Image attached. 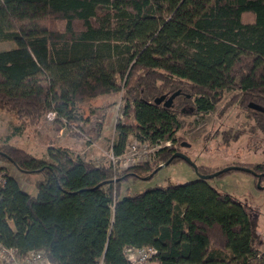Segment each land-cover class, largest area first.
<instances>
[{
  "label": "trees",
  "instance_id": "trees-1",
  "mask_svg": "<svg viewBox=\"0 0 264 264\" xmlns=\"http://www.w3.org/2000/svg\"><path fill=\"white\" fill-rule=\"evenodd\" d=\"M1 40L16 46L0 51V111L22 122L52 112L55 122L71 121L80 103L122 90L126 121L116 125L114 152L123 153L131 137L171 143L153 161L125 168L93 164L62 146L49 147V160L0 146V159L38 177L32 194L5 175L4 245L21 257L41 250L51 264H129L125 249L145 246L156 248L155 264H264L248 209L207 179L122 195L125 183L155 173L189 145L180 117L214 112L225 92V106L246 113L242 125L264 132V111L250 106L264 109V0H0ZM246 130L219 135L230 145ZM227 167L197 169L264 180V162Z\"/></svg>",
  "mask_w": 264,
  "mask_h": 264
},
{
  "label": "rangeland",
  "instance_id": "rangeland-1",
  "mask_svg": "<svg viewBox=\"0 0 264 264\" xmlns=\"http://www.w3.org/2000/svg\"><path fill=\"white\" fill-rule=\"evenodd\" d=\"M15 46L16 43L12 40L0 41V51ZM230 95L231 92H225L223 100L210 114H187L180 117L179 134L189 144L183 147L182 152L197 167L220 169L238 162H264V132L253 131L250 126L242 125L248 119L246 113L236 106H225ZM125 103L122 90L87 99L77 107L76 119L69 121L62 117L57 122L49 114L38 123L22 122L14 113L0 111V146L7 144L47 160L51 145L62 146L67 147L75 157L93 164L110 163L107 152L113 146L116 125L126 121ZM224 106L222 113H217ZM183 110L189 112L190 108L185 105ZM230 128L247 130L237 141L225 145L219 132ZM134 144L137 145L136 156L133 155ZM169 144L162 142L158 146L131 137L125 152L129 157H135L130 161L132 165H137L147 160L153 161L156 151ZM122 162L119 164L125 168ZM191 162L180 158L170 164L161 165L148 177L125 183L122 195L127 191L136 193L157 185L166 186L168 183H185L199 179L200 176ZM6 174L14 176L23 189L31 191L32 194L37 193L34 184L38 178L36 174L21 172L10 162L0 159V181ZM207 181L219 191L236 197L248 209L260 234V246L264 251V180L259 184L254 174L235 170L223 176L208 178ZM0 264L5 263L0 259Z\"/></svg>",
  "mask_w": 264,
  "mask_h": 264
},
{
  "label": "built area",
  "instance_id": "built-area-1",
  "mask_svg": "<svg viewBox=\"0 0 264 264\" xmlns=\"http://www.w3.org/2000/svg\"><path fill=\"white\" fill-rule=\"evenodd\" d=\"M51 119L54 118L55 112L49 113L48 115ZM170 143V142H166ZM156 144V145H160ZM134 149L133 155L136 156L137 151V145H133L132 147ZM126 151V150H125ZM123 152L121 154H116L113 150V147L109 149L107 152V156L110 160V163L112 164H119V162H122L123 167H128L132 165V162L130 159H135L129 157V155L126 152ZM104 163V162H103ZM5 182V176L2 178V181H0V185ZM157 250L155 247L152 246H145L140 248H126L125 249V256L127 260L129 261V264H150L152 262L153 256L156 254ZM0 259L5 264H51L48 256L41 250H34L30 251L25 256H20L18 254V250L14 247H8L4 245L0 241ZM97 264H107L103 259H101Z\"/></svg>",
  "mask_w": 264,
  "mask_h": 264
},
{
  "label": "water",
  "instance_id": "water-1",
  "mask_svg": "<svg viewBox=\"0 0 264 264\" xmlns=\"http://www.w3.org/2000/svg\"><path fill=\"white\" fill-rule=\"evenodd\" d=\"M179 93H180V91H178V92L172 94L167 100H165V96H161L160 98H158V99L156 100V102H157V103H161L162 101L165 100V104L168 105V106H170V105L173 103V100H174L175 96L178 95ZM250 106H251L252 108H254V109H257V110H260V111H264V109H263L262 107H260V106H258V105H256V104H251ZM174 158H182V159L187 160L188 162H191L190 158H189L185 153H183V152L180 151V152H176L175 154H173V156H172L169 160H167L164 164H161V165H167V164H170ZM191 164L195 167L197 173L199 174L198 169H197V166H196L195 164H193L192 162H191ZM231 167H238V168L246 169V168H244V167L235 166V165H234V166H231ZM231 167H226V168H224L223 170L229 169V168H231ZM221 171H222V170H220V171H218V172H221ZM218 172H217V173H218ZM217 173H216V174H217ZM216 174H210V175L199 174V176H200L201 178H203V179H208V178L214 177Z\"/></svg>",
  "mask_w": 264,
  "mask_h": 264
},
{
  "label": "crops",
  "instance_id": "crops-1",
  "mask_svg": "<svg viewBox=\"0 0 264 264\" xmlns=\"http://www.w3.org/2000/svg\"><path fill=\"white\" fill-rule=\"evenodd\" d=\"M32 190V189H31ZM29 192H31V191H29Z\"/></svg>",
  "mask_w": 264,
  "mask_h": 264
}]
</instances>
